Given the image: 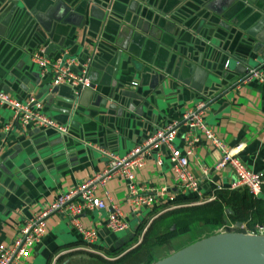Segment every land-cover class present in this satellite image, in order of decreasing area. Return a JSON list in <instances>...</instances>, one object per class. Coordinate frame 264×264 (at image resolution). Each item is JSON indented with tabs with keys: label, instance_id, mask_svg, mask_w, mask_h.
<instances>
[{
	"label": "crops",
	"instance_id": "1",
	"mask_svg": "<svg viewBox=\"0 0 264 264\" xmlns=\"http://www.w3.org/2000/svg\"><path fill=\"white\" fill-rule=\"evenodd\" d=\"M79 1L0 0V91L19 100L36 97L45 116L67 126V135L37 129L0 135V155L6 154L0 159L2 245L44 204L100 172L105 164L100 149L123 156L198 101L206 103L204 121L226 148L246 170L264 175V79L246 82L226 66L234 59L250 69L264 68V0H219L211 8L204 7L209 0ZM38 48L49 57L64 50L79 61L89 58L94 90L74 97L67 87H51L29 60L30 51ZM192 67L203 77L194 81ZM7 119L0 108V127ZM174 146L182 150L179 138ZM154 153L134 173L135 181L172 192L168 157L160 150L157 160ZM218 157L201 142L188 161L203 197L230 191L229 170L201 175ZM94 196L106 209L81 215L79 223L97 231L95 246L102 250L160 215L159 209L154 216L129 214L117 178L98 187ZM109 205L128 225L121 237L105 228ZM45 225L46 235L27 264L86 260L84 246L65 219L51 215ZM219 227L194 224L183 247L215 235Z\"/></svg>",
	"mask_w": 264,
	"mask_h": 264
},
{
	"label": "built area",
	"instance_id": "2",
	"mask_svg": "<svg viewBox=\"0 0 264 264\" xmlns=\"http://www.w3.org/2000/svg\"><path fill=\"white\" fill-rule=\"evenodd\" d=\"M262 59L264 61V56ZM29 60L38 70L40 78H48L53 88L67 87L74 97H78L83 91L94 90L88 78L91 64L89 58L79 61L64 50L59 51L55 57H49L44 48H38L30 51ZM263 69H249L243 80L263 82ZM0 108L9 112L7 121L0 127V135L5 136L11 131L24 133L28 129L50 130L58 135H67V126L58 125L45 116L42 102L32 95L19 100L0 91ZM206 110L207 105L203 101L185 108L176 119H171L164 126L156 129L150 137L136 144L123 156L100 149L99 153L105 161L103 169L79 183L68 193L58 195L52 202L39 208L33 216L25 219L16 229L9 244H0V264H27L28 258L46 235L45 221L51 215H58L67 221L83 243L84 252L101 256L92 248L98 241L97 231L82 227L79 217L85 213L106 209L103 202L94 196V192L98 187L103 188L105 183L113 178L123 183L125 203L128 213L132 216L153 209H159L158 214H162L213 201L212 193L208 197H203L199 191L198 180L188 170V161L194 157L201 142L207 143V146L219 156L209 171L205 168L201 169L203 177H208L211 172L227 169L233 177L230 191L246 189L250 195L258 197L260 188L264 185V175L246 170L235 153L226 148L222 140L205 123ZM178 138L182 142V150L174 146ZM160 150L168 157L173 183L172 192L165 187L156 188L137 183L134 178V173L144 166L152 153L155 152V158L159 159L157 153ZM104 196L108 198L106 192ZM177 196H190L194 200L185 204H176ZM105 228L113 235L128 230L120 210L114 205L108 207ZM216 232V234L234 232L262 236L264 228L256 225L252 230H246L244 226L236 227L235 224L226 223L217 228Z\"/></svg>",
	"mask_w": 264,
	"mask_h": 264
},
{
	"label": "trees",
	"instance_id": "3",
	"mask_svg": "<svg viewBox=\"0 0 264 264\" xmlns=\"http://www.w3.org/2000/svg\"><path fill=\"white\" fill-rule=\"evenodd\" d=\"M214 200L198 205L178 208L172 211L164 212L158 215L151 224L145 227L146 223L141 222L135 231V235L130 241H127L122 247L115 248L116 243L113 242L102 250L95 245L92 248L103 254L113 255V250H124L130 246L132 241H135V236L142 230L146 229L141 242L131 251L119 257L116 264H151L161 255H155L154 250L161 247L164 243H170L173 247L175 240L181 236L192 233L191 227L194 224L203 226L204 224L215 225V227L223 224L238 223L244 226L246 230H252L254 226L261 225L264 228V185L260 188V195L253 197L246 189L240 190H216L213 193ZM190 196H178L175 200L176 204H185L193 201ZM158 209H153L149 212V216H154ZM155 212V213H154ZM154 213V214H153ZM130 235L125 236L118 241H124ZM83 245V243L81 242ZM184 248L177 246L174 251ZM86 260L80 261V264H103L100 257L96 254L85 253ZM99 256V255H98ZM100 258V259H98Z\"/></svg>",
	"mask_w": 264,
	"mask_h": 264
},
{
	"label": "water",
	"instance_id": "4",
	"mask_svg": "<svg viewBox=\"0 0 264 264\" xmlns=\"http://www.w3.org/2000/svg\"><path fill=\"white\" fill-rule=\"evenodd\" d=\"M209 1L211 3L204 7L211 8L219 0ZM226 66L234 74L243 75V78L250 69L234 59L227 61ZM192 68L194 81L203 77L204 74L198 73V69ZM183 83L186 84V82ZM1 136L3 137V135ZM5 156L6 154L2 153L0 159L2 160ZM235 226L238 227L239 224L235 223ZM133 236L131 234L128 239L118 241L115 248L122 247ZM153 264H264V235L250 236L234 232L215 234L196 241Z\"/></svg>",
	"mask_w": 264,
	"mask_h": 264
},
{
	"label": "rangeland",
	"instance_id": "5",
	"mask_svg": "<svg viewBox=\"0 0 264 264\" xmlns=\"http://www.w3.org/2000/svg\"><path fill=\"white\" fill-rule=\"evenodd\" d=\"M6 113H8V117H9V112L6 111ZM134 224L132 225V227L134 226ZM145 230H146L145 228L142 229L135 236V239H134L135 241H132L131 244H130V246H128V248H126L124 250H121V251L120 250L118 251L117 249L116 250H113V255L103 254L102 252L95 250L98 253H100L101 257L98 256V255L97 256H93V257H100L102 260L100 258H98V259H100L103 262V264H116L118 262L117 260L119 259V257L121 258V256H124L127 251L128 252H129V250L131 251L132 248H135L141 242V239L143 237V234H144ZM123 234L124 233H116L114 235H116V237H121V236H123ZM189 238H190V234L189 235L181 236V237L177 238L173 244L174 245H177V246H181V245L182 246H185L187 244V242L189 241ZM164 252H165V254H167V256L173 253L172 252V249H171V245H170L169 242L168 243H164L163 245H161V247H158V248H156L154 250L155 255L158 253L157 255H159V256L160 255L162 256L164 254ZM88 258L89 257H86L85 259H88ZM115 261H117V262H115ZM153 263H151V264H153Z\"/></svg>",
	"mask_w": 264,
	"mask_h": 264
}]
</instances>
